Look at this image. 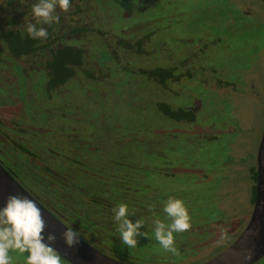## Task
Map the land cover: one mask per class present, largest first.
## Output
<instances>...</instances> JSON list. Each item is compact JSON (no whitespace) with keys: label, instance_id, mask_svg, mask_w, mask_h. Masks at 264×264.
I'll list each match as a JSON object with an SVG mask.
<instances>
[{"label":"flooded vegetation","instance_id":"obj_1","mask_svg":"<svg viewBox=\"0 0 264 264\" xmlns=\"http://www.w3.org/2000/svg\"><path fill=\"white\" fill-rule=\"evenodd\" d=\"M155 1L158 0H70L67 11L57 6L55 14L59 16V22L48 25L38 23L32 12V7L37 0H0V166L59 221L61 214L50 205L42 191L36 190L38 186L41 187L42 172L53 171L47 165L49 155L45 157L44 153L45 149L49 150L45 143L55 138L57 130H68L69 134L73 136L79 134L77 136L86 138L85 140L99 135L97 141L105 148L110 145L117 146L119 141L127 142L128 135L136 130L140 135L135 138L144 141L145 147L142 151L150 154L149 158L153 161L161 155L160 149L157 148L159 145L156 142L157 137L155 135L151 137L148 123L139 120L136 116L137 111H147V105L154 111L155 108L158 109L159 104H163L170 111L176 110L180 115L187 117V112L192 114L190 121H187L186 117L163 114V117L172 123L171 129L167 124H162L159 131V134L168 132L170 143L166 149L170 153H166L167 159L171 157L172 152L182 150L181 146L177 145L179 148L173 151V143L178 144L181 141L184 144L185 140H189L187 138L189 132L190 135H196L195 137L207 135L208 128H211L209 124L203 125L204 123L200 120L202 106L199 97L189 92L183 94V83L192 82L193 75L196 73L193 70L195 67L193 60L197 57L192 49L202 45L201 39L199 37L193 39L192 35L185 37L173 35L165 40L163 45L162 42L153 45L156 38H153V31L149 27H144L143 20L138 18L131 22L135 12H147L145 10L156 3ZM242 12L245 14L244 11ZM29 23L38 28H46L47 38H31L25 30ZM66 52L74 54L80 61L74 64L68 62L66 65L72 73L71 76L62 83L55 82L51 85L50 76L54 75L51 66L56 64L61 56L67 57ZM101 54H104L106 59H101ZM202 57L204 58V54ZM128 65L133 67L130 75L125 73ZM157 69L163 72L162 82L159 78L150 77L151 72ZM206 70L215 74V69L207 68ZM200 71L203 72L204 69ZM216 71L222 72L223 66L220 64ZM147 85L153 86L154 91H147L145 88L139 90L140 87ZM211 85L225 92L226 86L231 88L230 83L224 84L216 79ZM251 87L252 83L247 84V88L256 96L257 92ZM136 88L138 91L135 90ZM180 96L185 97L187 102L182 101ZM109 99L114 101L120 99L123 103L116 105L113 111L112 106L106 105ZM135 101L142 103L136 106ZM79 107H83L81 115L76 113ZM116 108L123 113L121 117L115 116ZM158 112L162 113L159 109ZM106 116L111 117L109 122H106ZM91 120H99L105 124V128L98 129L94 124H90L86 129H80L76 125V123H86ZM262 127L263 124L261 130ZM152 130L158 133L157 129L151 127L150 132ZM122 149L124 148H121L120 156H126L127 153ZM137 154L139 152L134 154L135 162L139 159ZM152 161L149 167L152 170L157 169L155 171L160 170L162 173L167 169L168 163H171L167 160L156 166ZM231 179L235 181V178ZM248 180L249 188L246 187L243 196L246 206L243 210L240 229L232 235L231 241L244 227L251 212L254 198V191L253 195L251 194V186L253 185L254 188L255 175L252 179L249 172ZM151 182L150 180V189L155 192L156 189L153 188L155 185ZM233 196L234 199H238L236 194ZM156 212L158 209L152 207L153 221ZM161 216L168 217L165 212H162ZM237 216L233 214L232 218L235 219ZM227 222L229 224V221ZM228 224L224 220L213 221L210 228L225 229L229 228ZM182 236L185 238V235ZM188 236L183 242L177 239L178 236H174L175 246L182 244L183 246L180 245L178 248L181 250L180 254L185 255L187 247L184 245L190 242L188 244L191 247V249L188 248L190 252H194V256L201 257L202 254L198 248L192 247L199 246L193 238L198 235H191L192 238L187 240ZM79 238L97 251L124 263L111 255L115 246L96 245ZM217 253L219 252L203 260L200 259L198 263L195 260H179V257L170 258L167 254L163 255L160 252L150 257L155 259L153 263L156 262V264H201Z\"/></svg>","mask_w":264,"mask_h":264},{"label":"rangeland","instance_id":"obj_2","mask_svg":"<svg viewBox=\"0 0 264 264\" xmlns=\"http://www.w3.org/2000/svg\"><path fill=\"white\" fill-rule=\"evenodd\" d=\"M166 1H155L156 3L145 10L147 12H135L131 22L138 18L143 20L144 27H149L153 31V38H156L153 45L158 42H162L163 45L165 40L173 35L175 37L192 35L193 39L196 37L201 39L202 45L192 49L197 57L193 60L195 65L193 70L196 73L192 82L183 83V94L189 92L199 97L202 106L200 120L203 125L209 124L211 128H208L207 135L200 137L190 135L189 132L187 138L190 141L185 140L184 144L180 141L177 145H180L182 150L172 152L171 157L167 159L166 153H170L166 149L170 143L168 132L159 134V131L162 124H167L171 129L172 123L163 117L157 108L154 111L147 105V111H137L136 116L139 120L148 123L151 137L152 135L157 137L156 142L159 145L157 146L156 143V146L160 149L161 155L157 160L152 161L143 153L146 157L139 156L137 164L144 167L140 169L141 171L129 170V172L133 174V178L141 181L140 184H149L150 180L153 182L151 183L155 185L152 187L156 189L154 194L157 200L162 199L159 206L164 201L165 204L169 196L184 202L191 217V227L187 231L173 235L178 236L177 239L181 242L187 235H189L187 240L192 238L191 235H198L193 238L199 246L192 247L198 248L202 255L194 256V252H190L191 247L188 246L190 242L184 245L187 247L185 255L180 254L181 250L178 248L180 245L183 246L182 244L175 246L178 255H173L160 246L152 232L148 236V241L137 242L139 245L135 247V253L144 260L160 252L170 258L179 257V260H195L198 263L209 255L220 252L231 241L232 235L239 231L243 218V210L246 206L243 196L246 187L249 188L248 175L251 166L254 167V153L264 118V1L168 0L167 3ZM111 22L116 24L112 20ZM156 47L160 48V46ZM100 57L106 59L104 54ZM220 64L223 66V71L218 73L216 69ZM207 68L215 69V74L209 73ZM131 69L133 70L132 65H128L126 75L131 74ZM215 79L224 84L230 83L231 88L226 86L225 92L212 86L211 83ZM249 83H252L251 88L257 92L256 96L247 88ZM144 88L147 91H154V87L149 85L140 87L139 90ZM135 90L138 91L137 88ZM134 98L135 96L133 100ZM181 99L187 102L185 97ZM119 103L123 102L120 99L116 101L109 99L106 105L112 106L114 111V107ZM135 103L139 106L142 102L135 101ZM76 113L83 114V107H79ZM116 113V117H121L123 114L117 108ZM110 119V116H106V122ZM90 124H94L98 129L105 128V124L99 120L76 123L80 129H86ZM151 127L157 129L158 133L154 130L150 132ZM77 135L79 134H75ZM139 135L140 133L135 130L133 134L128 135L127 142L119 141L116 148L126 144L130 146L129 150L139 148L138 142L141 139L135 138ZM97 136L87 139L88 142L92 145H100ZM106 152L105 157L109 160L111 151L107 149ZM167 160L171 163H168L164 173L149 167L151 161L159 166ZM104 163L106 166L109 165L108 161ZM174 166L175 169L172 168ZM84 169L89 172L87 168ZM231 178H235V181ZM233 194H236L238 199H234ZM233 214L238 216L234 219ZM218 220H224L226 224L229 221L230 229L210 228V224ZM167 221L171 223V219ZM182 235H185V238ZM27 254V252L23 254L18 251L10 252L12 264H25ZM62 264L70 263L62 258ZM256 264H264V256L259 258Z\"/></svg>","mask_w":264,"mask_h":264},{"label":"trees","instance_id":"obj_3","mask_svg":"<svg viewBox=\"0 0 264 264\" xmlns=\"http://www.w3.org/2000/svg\"><path fill=\"white\" fill-rule=\"evenodd\" d=\"M264 1V0H263ZM66 56L61 58L53 64V76H50L49 83L51 85L62 83L71 76L68 62L79 63L80 60L66 52ZM162 70L157 69L151 72L150 77L159 78L161 82L164 77ZM160 105V106H159ZM158 109L162 114H168L172 117H186L180 115L176 110H169L165 105L159 104ZM192 114L187 112L186 120L190 121ZM61 129L57 130L54 139L45 146V157L48 156L49 167L53 170L43 171L42 183L36 188L42 191L49 200L50 205L60 213V221L65 225L70 224L71 228L79 233V237L89 243L96 245L105 244L107 246H115V250L111 255L116 256L119 260L128 264H152L155 259L147 258L141 259L135 253L136 248H128L122 245L119 233L117 232V223L113 219L112 209L117 207L120 203L127 204L130 211H134V215H130L129 219L133 222L142 218L144 225L141 231L146 232L147 236L137 238V242L148 241L149 234L154 233L155 225L152 220V207H156L158 212L154 214V219L159 218L162 222L168 224L166 218L162 217L164 212V202L160 204L157 196L150 189V184H140L139 179L133 178V174L129 170H139L144 166H138L135 162L134 153L139 156L146 157L142 149L145 147L143 140L138 142L139 148L134 151H125L130 146L123 145L116 150V146L110 145L107 148L100 145H92L79 136H74ZM68 134H66V133ZM86 136L85 134H81ZM76 137V138H75ZM75 138V139H74ZM81 138V139H79ZM61 139V140H56ZM85 140V142H81ZM173 151L178 149L176 143L172 145ZM121 148H124L126 156H120ZM110 149V159L105 157L106 150ZM103 155H98V154ZM104 161H108L106 166ZM141 163V162H140ZM89 172L86 171V169ZM138 168V169H137ZM251 178L254 179V167H251ZM32 173V172H29ZM32 176L33 174H27ZM147 186H149L147 188ZM253 185L251 186V194L253 195ZM155 197V199H154ZM165 197H163V200ZM252 199V196H251ZM157 202V203H156ZM155 205V206H153ZM157 211V210H156ZM139 244L137 243V246Z\"/></svg>","mask_w":264,"mask_h":264},{"label":"clouds","instance_id":"obj_4","mask_svg":"<svg viewBox=\"0 0 264 264\" xmlns=\"http://www.w3.org/2000/svg\"><path fill=\"white\" fill-rule=\"evenodd\" d=\"M57 6L67 11L70 0H37L32 7V12L38 23L52 24L59 22V16L55 14ZM27 34L33 39H46L47 29L27 24ZM164 212L171 219V223H164L159 218L154 219L155 238L160 246L173 255H178L174 243V233L184 232L191 227V217L184 202L169 196ZM113 219L117 223V232L122 245L130 248L137 247V238L147 236L141 231L144 221L142 218L133 222L129 219L134 215L127 204L120 203L112 209ZM62 233L64 242L68 246L77 243L79 233L74 231L70 224L65 225ZM46 221L42 209L35 201L20 194H9L6 205L0 208V264H12L10 252L25 253V264H62L61 254L50 244L55 241L53 233L45 237ZM47 241V242H46Z\"/></svg>","mask_w":264,"mask_h":264},{"label":"water","instance_id":"obj_5","mask_svg":"<svg viewBox=\"0 0 264 264\" xmlns=\"http://www.w3.org/2000/svg\"><path fill=\"white\" fill-rule=\"evenodd\" d=\"M9 194L27 196L42 209L46 221L45 237L55 234L50 244L61 257L70 264H124L87 245L79 237L77 243L68 246L62 233L66 226L52 216L43 206L32 198L0 166V208L6 205ZM47 242V241H46ZM264 255V120L258 145L255 151L254 198L251 212L244 227L222 251L201 264H253Z\"/></svg>","mask_w":264,"mask_h":264}]
</instances>
